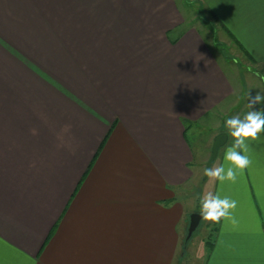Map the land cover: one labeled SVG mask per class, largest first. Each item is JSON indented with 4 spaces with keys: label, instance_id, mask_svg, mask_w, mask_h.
Segmentation results:
<instances>
[{
    "label": "crops",
    "instance_id": "1",
    "mask_svg": "<svg viewBox=\"0 0 264 264\" xmlns=\"http://www.w3.org/2000/svg\"><path fill=\"white\" fill-rule=\"evenodd\" d=\"M188 1L264 75V0ZM186 24L179 0H0V28L94 33L62 35L54 80L34 77L35 59L50 57L40 46L25 84L21 69L1 67L0 264H264V132L235 182L210 180L202 195L235 200L233 218L198 258L179 256L196 175L187 129L215 128L208 152L249 111L237 70ZM232 143L227 134L213 164L227 167Z\"/></svg>",
    "mask_w": 264,
    "mask_h": 264
},
{
    "label": "rangeland",
    "instance_id": "2",
    "mask_svg": "<svg viewBox=\"0 0 264 264\" xmlns=\"http://www.w3.org/2000/svg\"><path fill=\"white\" fill-rule=\"evenodd\" d=\"M179 7L184 11L188 27H195L201 37L204 38L206 43L212 48L215 55L219 57V60L222 62L224 60L225 64L231 65L232 70H237V75L239 76L238 80L242 85L243 92L241 96V100H246L248 97V93L254 96L258 91L264 95V75L262 76L260 73L255 76L248 66L255 67L256 65L251 64L242 51L239 49L238 45L234 43V41L226 34V32L220 27L219 24L214 20L213 16L206 11L202 6L200 7L199 3H193L188 0H179ZM9 23H15V21H9ZM92 26H82L80 28H90ZM71 27H20L9 25L6 27L0 28V71L1 67L6 66L10 69V73L14 72L15 69L19 68L23 71V77L20 82L25 84L29 76H27V68H31V64L33 63L32 58H27L26 56L30 55L29 49L32 50L34 46V50H39L37 46H40V50L46 52V56H49L48 52L50 51L49 58H41L35 59V62H39V69L34 77L37 78L38 82H47L51 77V74L55 72L52 69H48V63L53 67L57 65H61L62 61H64L65 57H68L63 51L67 49L68 44L66 43V48H64L62 35H93L94 33H89V31H73L70 30ZM54 35V36H53ZM40 39H38V37ZM171 36V34H170ZM38 40L41 41L38 43ZM20 46H24V49H20ZM26 46L29 48L26 49ZM21 52V55H17V52ZM28 51V54L26 53ZM38 56V55H37ZM36 67V63H35ZM252 67V68H253ZM24 68V70H23ZM227 68V67H226ZM228 69V68H227ZM254 69V68H253ZM10 76V75H9ZM56 76V75H55ZM14 77V76H13ZM32 77V76H30ZM57 78V77H56ZM53 79V78H52ZM54 80V79H53ZM3 81V76L0 75V82ZM10 81V80H9ZM35 81V82H37ZM4 82V81H3ZM245 86V87H244ZM238 97V98H239ZM242 104V102H240ZM264 107V104H258L256 106ZM238 109V108H237ZM235 109V110H237ZM226 120V119H225ZM226 124H224L223 128L220 131H225ZM212 131H215V128L212 126H197L191 127L187 129L186 138L189 143V146L193 153V164L190 166L192 169L196 171V175L194 173V177L191 181V184L184 187L185 194L191 195L193 200H191L190 212L185 217V225H184V237L187 234V228L189 224V217L193 213L200 214L201 208V198L202 195L206 192V189L209 188L210 179H203L205 164L210 156V148L209 151L203 150L204 143L212 138ZM216 133V131L214 132ZM202 154L199 156V154ZM204 152V153H203ZM212 182V181H211ZM212 185V184H211ZM188 195H185L188 196ZM190 199V198H189ZM261 211H264V204L260 203ZM254 210V209H253ZM253 210H251L253 212ZM249 212L248 216L252 219L247 220L246 223H250L252 226V220L254 218V213ZM238 213V211L236 212ZM247 213V209H246ZM256 213H259L258 211ZM261 215V212H260ZM241 216V213H240ZM256 216L259 218L258 214ZM231 219L232 213L230 215ZM242 218V217H239ZM257 218V220H258ZM213 223L204 221L202 218L197 229L194 231L190 239L187 241L186 246L189 248L188 250L179 251V256L181 255L184 259H193L197 254L202 251V248L206 249L205 242L207 240V235L209 232V228L207 226H211ZM215 224V223H214ZM232 220L227 221L225 227L232 228L233 225ZM250 227V226H248ZM204 245V247H203ZM199 256V255H198ZM201 257V256H199ZM186 264V263H185Z\"/></svg>",
    "mask_w": 264,
    "mask_h": 264
},
{
    "label": "clouds",
    "instance_id": "3",
    "mask_svg": "<svg viewBox=\"0 0 264 264\" xmlns=\"http://www.w3.org/2000/svg\"><path fill=\"white\" fill-rule=\"evenodd\" d=\"M264 104V95L258 91L254 96L248 93L247 108L249 111L241 118L236 115L226 120L227 134L233 143L225 154L224 165L213 164L204 171V175L212 181L235 182L238 172L246 169L251 160L249 158V144L259 139L264 132V109L253 110L256 105ZM237 206L235 200L228 197L221 198L219 194L207 192L201 199L200 216L204 221L219 223L221 219L230 218L231 212ZM233 223L235 221L233 220Z\"/></svg>",
    "mask_w": 264,
    "mask_h": 264
},
{
    "label": "water",
    "instance_id": "4",
    "mask_svg": "<svg viewBox=\"0 0 264 264\" xmlns=\"http://www.w3.org/2000/svg\"><path fill=\"white\" fill-rule=\"evenodd\" d=\"M227 142V134L220 133L213 139L212 145L210 147V156L205 164V169L212 166L215 158L217 157L218 150ZM203 179H207V176L204 175ZM201 220V216L199 213H193L189 217V224L187 228V234L185 240L188 241L194 231L197 229Z\"/></svg>",
    "mask_w": 264,
    "mask_h": 264
},
{
    "label": "trees",
    "instance_id": "5",
    "mask_svg": "<svg viewBox=\"0 0 264 264\" xmlns=\"http://www.w3.org/2000/svg\"><path fill=\"white\" fill-rule=\"evenodd\" d=\"M209 228V232H208V235H207V240L205 242V245L206 247L209 249L210 247H212L213 245V242H214V235L215 233L217 232L218 230V223H213L211 226H207ZM186 238V237H185ZM183 240V244H182V248H181V251H184L185 247H186V244H187V241Z\"/></svg>",
    "mask_w": 264,
    "mask_h": 264
}]
</instances>
